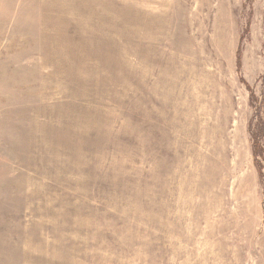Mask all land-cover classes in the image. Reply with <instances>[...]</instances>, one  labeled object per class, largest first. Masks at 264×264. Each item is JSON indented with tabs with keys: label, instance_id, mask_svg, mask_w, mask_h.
<instances>
[{
	"label": "rangeland",
	"instance_id": "374dc122",
	"mask_svg": "<svg viewBox=\"0 0 264 264\" xmlns=\"http://www.w3.org/2000/svg\"><path fill=\"white\" fill-rule=\"evenodd\" d=\"M262 121L264 0H0V264H264Z\"/></svg>",
	"mask_w": 264,
	"mask_h": 264
},
{
	"label": "trees",
	"instance_id": "16d2710c",
	"mask_svg": "<svg viewBox=\"0 0 264 264\" xmlns=\"http://www.w3.org/2000/svg\"><path fill=\"white\" fill-rule=\"evenodd\" d=\"M262 127L264 128V122L262 121ZM259 131H262L264 134V129H258ZM253 146H254V156L256 157V159H258L259 156H263L264 154V149L261 148L260 145V139L255 136L254 142H253ZM259 154V155H258ZM258 165H259V172H262V168L260 167L259 162L257 161Z\"/></svg>",
	"mask_w": 264,
	"mask_h": 264
},
{
	"label": "bare ground",
	"instance_id": "6f19581e",
	"mask_svg": "<svg viewBox=\"0 0 264 264\" xmlns=\"http://www.w3.org/2000/svg\"><path fill=\"white\" fill-rule=\"evenodd\" d=\"M73 2V1H72ZM68 4V3H67ZM74 5V4H73ZM72 9V8H71ZM45 20V19H44Z\"/></svg>",
	"mask_w": 264,
	"mask_h": 264
}]
</instances>
